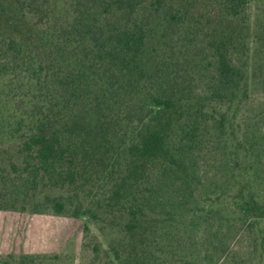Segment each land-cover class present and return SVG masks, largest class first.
<instances>
[{
	"label": "trees",
	"instance_id": "16d2710c",
	"mask_svg": "<svg viewBox=\"0 0 264 264\" xmlns=\"http://www.w3.org/2000/svg\"><path fill=\"white\" fill-rule=\"evenodd\" d=\"M250 4L0 0V211L85 219L86 264H219L253 230L263 245Z\"/></svg>",
	"mask_w": 264,
	"mask_h": 264
},
{
	"label": "rangeland",
	"instance_id": "374dc122",
	"mask_svg": "<svg viewBox=\"0 0 264 264\" xmlns=\"http://www.w3.org/2000/svg\"><path fill=\"white\" fill-rule=\"evenodd\" d=\"M264 0H251L250 10L254 12ZM257 102L255 104L256 108ZM264 126V124H263ZM85 222V219H83ZM82 220L56 216L52 214H31L28 212L0 211V257L3 261L12 255V264H21L23 256H53L58 259H46L42 264H86L81 246L84 240ZM264 221L260 222V225ZM90 232L96 235L94 226ZM224 234L227 231H223ZM206 236L208 235L205 234ZM255 231L242 233L236 239L228 241L230 253H234L226 262L219 264H264V244L254 241ZM259 236V235H258ZM210 256L214 253L211 244L204 245ZM216 262V255H211ZM26 263H29L25 260ZM0 264H5L1 262Z\"/></svg>",
	"mask_w": 264,
	"mask_h": 264
}]
</instances>
